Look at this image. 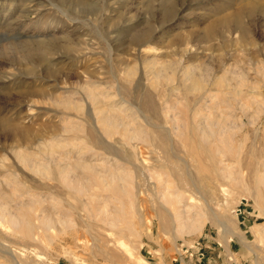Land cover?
Instances as JSON below:
<instances>
[{"label": "rangeland", "instance_id": "obj_1", "mask_svg": "<svg viewBox=\"0 0 264 264\" xmlns=\"http://www.w3.org/2000/svg\"><path fill=\"white\" fill-rule=\"evenodd\" d=\"M248 1L259 9L242 17L246 39L237 31L202 39ZM161 62L172 67L157 79ZM184 70L203 77V89L191 91ZM218 77L228 89L212 87ZM89 86L131 118L128 133L96 127L120 161L96 148L94 130L89 136L95 118L82 100ZM5 119L26 134L0 132V199L20 221L0 220V264H200L204 258L181 247L207 237L226 248L231 240V260L264 264V0H0ZM56 136L60 152L75 148L62 160L120 167L115 189L110 179L108 191L91 182L67 189L53 180L58 153L39 156L51 161L42 173L12 153L45 154ZM123 148L145 168L121 161Z\"/></svg>", "mask_w": 264, "mask_h": 264}, {"label": "bare ground", "instance_id": "obj_2", "mask_svg": "<svg viewBox=\"0 0 264 264\" xmlns=\"http://www.w3.org/2000/svg\"><path fill=\"white\" fill-rule=\"evenodd\" d=\"M259 8L257 7V5L255 4V3H253V2H250V1H248V2H245V3H242V4H240L239 5V7L237 8V10H236V12H234V14L229 18V19H227V18H225V19H223V20H219V22L217 23V27H207L206 28V31H205V33H204V35H202V39L203 40H206V39H209V38H211V37H213V36H216V32H218V31H222V32H224V31H237V32H239V35H240V39L241 40H243V39H246V37L248 36V29L246 28V26L242 23V17H246V16H248V15H252V13H254V12H256L257 10H258ZM148 33H145V34H141V35H138L137 37V39H136V41L137 42H145V41H147V39H148ZM151 63H153V62H151ZM147 65V64H146ZM148 66H149V64H148ZM159 67H161L160 69H157V73L155 74V78H159L161 75H163V73L167 70V69H169V68H171L172 67V65H170V64H167V63H163V62H161V63H159V65H158ZM157 67V66H156ZM151 69H152V67H150ZM194 68V67H193ZM155 69V68H154ZM153 69V70H154ZM172 70H173V68H172ZM195 70V69H194ZM175 72V71H174ZM183 77H184V80L185 81H191V86H190V88L189 89H191V91L193 90V91H196L197 89V91H200V89L202 88V87H204V85H203V83L205 82V79H203V77H200L199 79H195V77L190 73V72H188V71H186V70H184L183 72ZM154 76V75H153ZM168 77V76H167ZM169 78V77H168ZM165 79V78H164ZM171 79V78H170ZM155 80V79H154ZM152 81V80H151ZM202 82V83H201ZM222 83L224 84L225 83V86L227 87V89L229 88V86L231 85V83H229V80L228 79H224V78H215V80H214V82L212 83V87H223V85H222ZM242 83V82H241ZM241 85V84H240ZM241 87H242V85H241ZM85 88H86V86H85ZM84 89V88H83ZM203 89V88H202ZM213 89V88H212ZM226 89V90H227ZM218 90V89H217ZM221 90V89H220ZM235 90V89H234ZM86 91V92H85ZM85 91H83V96H82V100H84L85 101V103L87 104V109L88 108H91L92 109V114H93V117L95 118L94 120H95V125L93 124V122H91V124H89V136L91 135L92 136V133L94 132L95 134H96V136H95V134H94V137L92 138V139H94V141H95V145H96V148L98 149V150H101V151H103V153H106V155L107 154H111L110 155V157H112V156H115V158L117 159V158H120L116 153H115V150L113 149V146H110L109 145V143L108 142H106L104 139H103V137H101V134L99 133V131L97 130V128L96 127H98L99 128V130L101 131V132H103L104 134H109V135H111V133H114V132H118V130L121 128V127H123V129H124V132L125 133H128L127 131H129V129H128V127L129 126H127V125H131V124H127V121H125V120H128V118H130L129 116H128V118L127 119H124L123 118V116H122V114L121 115H119L120 113V107H118V106H116L117 104L116 103H111L110 101H111V97L110 98H107V97H109V96H107V95H104V93H95L94 92V90L92 89V86H89V87H87V90H85ZM80 92V91H79ZM85 92V93H84ZM102 92V91H101ZM210 92V91H209ZM216 92V91H215ZM81 94V93H80ZM211 94V93H210ZM224 94V93H223ZM52 99H53V97H52ZM68 99V98H67ZM108 99L110 100V101H108ZM209 99V98H208ZM55 100V99H54ZM63 100V99H62ZM56 102V101H55ZM59 102V101H58ZM212 102V101H211ZM61 105H64V106H70V105H72V103L70 102V100H65V101H63L62 103L61 102H59ZM56 104H57V102H56ZM78 104V103H77ZM58 105V104H57ZM76 105V104H75ZM88 105L89 106H91V107H88ZM124 106V105H123ZM118 108V112L117 113H119L118 115L116 114V112H115V110ZM78 109V108H77ZM115 109V110H114ZM123 109V108H122ZM121 109V110H122ZM89 111V110H88ZM117 111V110H116ZM111 112H113V113H111ZM115 112V113H114ZM122 112V111H121ZM128 112V111H127ZM87 114V113H86ZM66 116H68V115H66ZM74 118V117H73ZM69 119V118H68ZM131 119V118H130ZM129 119V121L131 122V120ZM138 119V118H137ZM69 121V120H68ZM67 121V122H68ZM130 122H128V123H130ZM133 122H135L134 120H133ZM14 123V122H13ZM15 125V124H14ZM13 124H11V122H7L6 121V119L5 120H0V132H2V133H4L5 135H7L8 137H10V138H13V137H16L17 135H20V136H22V137H25V132H26V130H20V129H17V128H20L19 126L16 128V126H14ZM17 125V124H16ZM75 126V125H74ZM93 126V127H92ZM73 127V126H72ZM130 128V127H129ZM138 129V128H137ZM69 130H71V129H69ZM68 130V131H69ZM92 130H94L93 132H92ZM64 131V130H63ZM201 131V130H200ZM65 132V131H64ZM139 134L137 133V130L136 131H133V133H129V137H131L132 139H135V137H137ZM29 137V136H28ZM27 136H26V139L28 138ZM53 137V136H52ZM52 137H51V139H52ZM57 137V136H56ZM59 137H57V139H58ZM130 138V139H131ZM30 139V138H29ZM51 139L49 140V141H51ZM54 139V138H53ZM52 139V140H53ZM56 139V140H57ZM74 139V138H73ZM75 139H77V138H75ZM74 139V140H75ZM84 139H85V137H84ZM86 139H88V138H86ZM59 140V142H57L58 144H54V147L53 146H48V148H49V150L45 153V154H43V150L41 151V152H37L38 154H35V153H33V152H31V153H33V154H30V152L28 153V152H23V151H21V149L20 150H17V148H15L16 150H12V153L14 154V157L15 158H17L18 160H19V162H21L22 163V165H25V166H28L29 168H31V166H32V169L34 170L35 169V171H37V172H39V171H41V173L43 172V171H48L47 170V164H45V163H48V164H50L51 163V161H49L48 160V162H46L45 160H46V158H47V156H48V158L49 157H53L54 155H56L57 153L59 154L58 156V158H60L59 160H57V162H58V164L56 165L55 164V168L54 169H56L57 170V176L56 177H54V179L53 180H55V182H57L58 184H61V185H64V187H66L67 189H70V188H72V187H74L75 185L76 186H79V187H81V186H83L82 185V183H86L85 185H88L87 184V182H91L92 184H95V185H97V186H99L98 188H101L100 190H102V189H104V190H107L108 191V189H109V186H111L112 187V185H110V184H113V180L115 181V180H118V178H119V175H118V171H120V167H119V169H113V170H110V171H107V169L105 170V166H103V169L102 168H100L102 165H104V164H101L99 167H98V169H99V171H97V165H99V164H95V163H93V164H95V165H93V164H91V162H90V164H88L89 162H86V160L84 161V158L82 159V157L81 156H79V158L77 159L76 158V160H74V162H72V163H69V162H67L66 160H62V159H70L69 157L71 156V154H72V151L75 149V148H72V151H70V150H67V151H65V150H63L62 152H60L59 150L60 149H62V145H60L59 143H60V139H58ZM64 140H66V139H64ZM69 140H71V139H69ZM74 140H73V142H74ZM80 140V139H79ZM30 141V140H29ZM32 141V140H31ZM35 141V140H34ZM53 141H55V140H53ZM36 142H37V140H36ZM41 142V141H40ZM116 143H119V144H121L120 145V149H121V146L123 145V143L122 142H119L118 140L117 141H115ZM26 143H28V142H26ZM49 143V142H48ZM70 143V142H69ZM116 143H113V144H115V145H119V144H116ZM24 144V143H23ZM73 143L71 142L69 145H72ZM29 145V144H28ZM34 145H36V147L37 148H39L38 146H37V143L36 144H34ZM68 145V144H67ZM25 146V145H24ZM29 146H31V145H29ZM45 146H47V145H45ZM34 147V146H33ZM74 147V146H73ZM116 147H118V146H115V148ZM21 148V147H20ZM32 148V147H31ZM31 148H29V149H31ZM119 148V147H118ZM18 149H19V147H18ZM23 149V148H22ZM34 149V148H33ZM120 149H117V150H119V153H120ZM124 149V148H123ZM39 150V149H38ZM41 150V149H40ZM25 151V150H24ZM27 151H28V149H27ZM45 151V150H44ZM123 151H125V154L122 152V154H124L125 156H126V159H125V156H121L122 158H121V161H125V163L127 162L128 164H131L132 165V167L134 168V170H138V169H140V168H142L143 167V161H141V159H140V161H137L136 159V161L137 162H139V165L138 164H136V163H133L132 161H130L129 160V158H127V156L128 157H130L131 156V154H127V153H129V152H126V150L124 149ZM64 152V153H63ZM77 153H78V151H76ZM80 152V151H79ZM139 152V151H138ZM62 153V154H61ZM77 153H76V155H77ZM43 156V157H46L45 158V160H43V159H41V160H43V161H40V157L41 156ZM105 155V154H104ZM105 155V156H106ZM40 156V157H39ZM12 157H13V155H12ZM39 157V158H38ZM72 157V156H71ZM78 157V156H77ZM81 157V158H80ZM133 157V156H132ZM42 158V157H41ZM115 158H113V159H115ZM134 158V157H133ZM140 158V157H139ZM37 159H39V160H37ZM99 159V158H98ZM102 159H104V157L103 158H101V160ZM118 160V159H117ZM133 160V159H132ZM64 161H66V162H64ZM102 161H104V160H102ZM118 161H120V159L118 160ZM134 161V160H133ZM109 163V162H108ZM17 164V163H16ZM61 164H63V165H61ZM106 164H107V162H106ZM31 165V166H30ZM146 166V165H145ZM145 166L143 167V168H145ZM23 168H24V166H23ZM102 169V170H101ZM112 169V168H111ZM55 170V171H56ZM100 170H101V172H100ZM87 172V175H88V173L90 174V176H88V177H84V176H82L83 175V173H82V175H81V172ZM77 172V173H76ZM40 173V174H41ZM76 173V174H75ZM92 174V175H91ZM14 175H17V174H13V176ZM44 175V174H43ZM70 175H71V177H70ZM84 179H85V181H84ZM106 179L108 180V179H110V181H109V183H106L105 184V182H106ZM144 180H145V178H144ZM121 181V180H120ZM144 181H142V183H143ZM19 183V182H18ZM122 183V182H121ZM137 184V183H136ZM139 184V183H138ZM137 184V185H138ZM93 186V185H92ZM114 186H115V183L113 184V189H115L114 188ZM141 186V185H140ZM62 187V186H61ZM136 187H138V186H136ZM45 189V187H43V186H41V188L40 189ZM75 188V187H74ZM78 188V187H77ZM82 188V187H81ZM93 188V187H92ZM91 188V189H92ZM118 188H120V187H118ZM117 188V189H118ZM123 187H121V189H122ZM76 189V188H75ZM95 189V188H94ZM112 189V188H111ZM139 189V188H138ZM141 189V188H140ZM47 190H49V188L47 189ZM77 190H79V188L77 189ZM85 190H87V189H85ZM96 190V189H95ZM98 190V189H97ZM99 190V191H100ZM137 190V189H136ZM65 191H66V189H65ZM81 191H84L83 189L81 190ZM121 192L123 191V190H120ZM86 192V191H85ZM98 192V191H97ZM138 192V191H137ZM50 193V192H49ZM103 193V192H102ZM124 193V192H123ZM62 194V193H61ZM65 194V193H64ZM68 195H69V193H67ZM97 194V193H96ZM96 194H95V196H96ZM1 195V194H0ZM52 195V194H51ZM91 195V194H90ZM52 196H54V195H52ZM51 196V197H52ZM94 196V195H93ZM50 197V198H51ZM56 199L59 197L58 196V194H55V196H54ZM53 197V198H54ZM61 197V196H60ZM60 197L58 198V199H60ZM97 197V196H96ZM100 197V196H99ZM98 197V199L99 200H101V201H103L102 199H103V197H102V199H100ZM9 198V197H8ZM54 198V199H55ZM91 198H92V195H91ZM94 198V197H93ZM7 199V198H6ZM15 199V198H14ZM29 199V198H28ZM62 199V198H61ZM78 199V198H77ZM91 200V199H90ZM106 200V199H105ZM104 200V201H105ZM108 201H109V199H107ZM20 201V200H19ZM63 201H65V200H63ZM67 201V200H66ZM84 201V200H83ZM17 202V201H16ZM31 202H33V201H31ZM40 203H38V204H41V201H39ZM87 202H89L88 200H87ZM107 202V201H106ZM70 202H68V204H69ZM80 203V206H82V204H81V202H79ZM85 203H86V200H85ZM84 203V204H85ZM29 204V203H28ZM33 204V203H32ZM32 204L30 203L29 204V206H27L26 205V208L28 209V211H27V213L28 212H30L31 211V206H32ZM56 204V203H55ZM67 204V206H69V207H71V208H73L72 207V205L70 206V205H68ZM83 204V205H84ZM102 204H103V202H102ZM44 205V204H43ZM86 205V204H85ZM85 205H84V207H85ZM103 205H105V202H104V204ZM103 205H101V206H103ZM24 207H25V204L23 205ZM9 208V207H8ZM8 208H7V203L5 204V203H3V199L1 198L0 199V220L1 219H3V220H7V221H10L12 224H18V223H20V221L19 220H17L18 218H17V216H15L14 214H12L9 210H8ZM13 208V207H12ZM17 209V208H16ZM103 209V208H102ZM26 210V209H25ZM45 211V210H44ZM82 211V210H81ZM42 212V211H41ZM16 214V213H15ZM29 214V213H28ZM46 214V213H45ZM44 214V215H45ZM43 215V214H42ZM62 216V215H61ZM168 217V212H166L165 210H161V214H160V216L158 217L159 218V220H160V222H162V221H164V219H166ZM45 218V217H44ZM43 218V219H44ZM59 218V217H58ZM20 219V218H19ZM24 227H27V229H29L30 231H32L33 230V227H34V222L30 219V218H25L24 220ZM50 221V220H49ZM49 221H47V220H45V222H49ZM18 222V223H17ZM44 223V222H43ZM46 223V224H47ZM21 224H23V222H21ZM51 225V224H50ZM27 232H28V230H27ZM30 233V232H29ZM98 242H99V240H98ZM0 245L1 246H4V245H2L1 243H0ZM13 262V261H12ZM13 264V263H12Z\"/></svg>", "mask_w": 264, "mask_h": 264}, {"label": "crops", "instance_id": "obj_3", "mask_svg": "<svg viewBox=\"0 0 264 264\" xmlns=\"http://www.w3.org/2000/svg\"><path fill=\"white\" fill-rule=\"evenodd\" d=\"M206 241V250L205 257L200 264H242L238 263L235 260H231V255H234L232 252V241L227 242V248L223 247L220 242H217L216 239H211L207 237ZM181 264V262H180ZM186 264H193L189 260L186 261Z\"/></svg>", "mask_w": 264, "mask_h": 264}, {"label": "built area", "instance_id": "obj_4", "mask_svg": "<svg viewBox=\"0 0 264 264\" xmlns=\"http://www.w3.org/2000/svg\"><path fill=\"white\" fill-rule=\"evenodd\" d=\"M184 249V252L191 251V253H196V260L201 261L204 258L205 255V250H206V244L204 243L203 240H197V241H192L189 245H182L181 247ZM181 249V250H182ZM191 257H193V254H189Z\"/></svg>", "mask_w": 264, "mask_h": 264}]
</instances>
